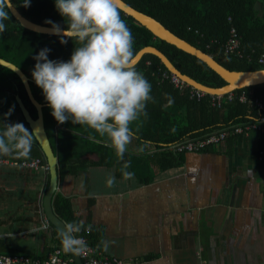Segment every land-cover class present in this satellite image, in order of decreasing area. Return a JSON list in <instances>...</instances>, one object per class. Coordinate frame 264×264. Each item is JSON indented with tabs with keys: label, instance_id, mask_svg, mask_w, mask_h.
<instances>
[{
	"label": "crops",
	"instance_id": "obj_1",
	"mask_svg": "<svg viewBox=\"0 0 264 264\" xmlns=\"http://www.w3.org/2000/svg\"><path fill=\"white\" fill-rule=\"evenodd\" d=\"M261 133L253 128L206 151L186 152L182 165L165 169L152 149L142 162L152 176L148 182L132 170L129 158L120 157L119 166L87 164L61 178L58 192L70 199L80 219V225L66 224L70 231L99 229L96 247L130 264L261 263ZM6 143L9 151L0 153V250L47 257L58 245L43 204L50 173L21 165L42 156L26 158ZM83 158L93 162L100 156L88 152Z\"/></svg>",
	"mask_w": 264,
	"mask_h": 264
},
{
	"label": "trees",
	"instance_id": "obj_2",
	"mask_svg": "<svg viewBox=\"0 0 264 264\" xmlns=\"http://www.w3.org/2000/svg\"><path fill=\"white\" fill-rule=\"evenodd\" d=\"M125 1L153 16L181 38L212 54L218 62L229 69L254 70L264 67L259 63V58L264 53V0ZM12 2L24 16L37 23L51 26L46 23L50 20L61 28L67 27L65 19L55 8L54 0H30L27 8L21 5L20 0ZM8 11L9 18L4 21L5 30L0 33V57L16 64L25 72L35 98L43 104L44 124L58 157L60 179L68 173L77 174L79 169L90 163L119 166L121 156L109 145L107 137H101L87 125L73 124L70 120L63 124L58 123L51 115V109L41 89L32 79L31 71L36 63L33 57L40 49L45 47L50 49L49 59L66 61L71 56L75 41L65 37L67 43L62 44L58 35L29 30L18 22L9 9ZM119 11L121 18L131 30L134 55L146 45H155L179 70L199 82L213 87L226 84V81L204 61L158 38L135 18L121 9ZM232 28H235L238 34L240 47L237 52L230 53L226 51V45L232 36ZM135 66L151 83L153 99L146 104L147 115L141 116L130 125L134 132L130 142H135V149L129 148L128 144L124 157L121 158L130 159L132 170L142 181L148 182L152 178L146 171L147 167H142V162L150 150L156 151V164L160 169L176 167L184 162L186 151L176 152L168 149L170 145L187 139L202 138L232 125L254 123L264 119V84L236 89L233 91L232 99L225 94L221 105L217 106L214 105L210 94L199 98L191 96L189 86L177 87L171 80L172 73L156 55L144 54ZM243 93L245 100L240 99ZM17 96L22 99L31 115L34 118L38 117L37 109L20 76L0 64V138L8 141L19 153L20 149L14 146L17 142L8 139L10 131L27 136L31 140V147L25 157L42 156L45 159L21 111ZM169 98L173 103H168ZM260 102L263 104L262 107L259 105ZM11 125L17 126L9 130L8 126ZM243 134L245 133H232L227 138ZM261 134L264 149V130ZM211 146L200 151H206ZM262 149L259 155L264 160ZM88 152H97L99 160L88 162L83 158ZM53 204L56 214L69 226L80 225V219L76 217L69 198L57 191ZM52 227L58 235V245H66L62 232L57 227L53 225ZM99 237V229L94 228V233L91 232L89 235L92 244L96 246Z\"/></svg>",
	"mask_w": 264,
	"mask_h": 264
},
{
	"label": "clouds",
	"instance_id": "obj_3",
	"mask_svg": "<svg viewBox=\"0 0 264 264\" xmlns=\"http://www.w3.org/2000/svg\"><path fill=\"white\" fill-rule=\"evenodd\" d=\"M20 3L27 8L30 0ZM54 5L67 27L46 21L51 33L61 37L60 43H67L66 37L75 46L66 61L49 59L50 49H40L33 57L32 79L58 123L70 120L87 125L107 137L122 157L134 136L130 125L147 115L146 104L153 97L151 83L136 69L132 33L121 18L118 0H54ZM10 7L12 0H0V33L5 30ZM168 103L173 100L169 98ZM8 139L17 142L14 146L20 155L29 154V137L10 131ZM8 151V143L0 138V153Z\"/></svg>",
	"mask_w": 264,
	"mask_h": 264
},
{
	"label": "water",
	"instance_id": "obj_4",
	"mask_svg": "<svg viewBox=\"0 0 264 264\" xmlns=\"http://www.w3.org/2000/svg\"><path fill=\"white\" fill-rule=\"evenodd\" d=\"M118 4L119 9L135 18L158 38L165 40L204 61L211 69H213L226 81V84L219 87H213L199 82L192 76L179 70L172 62V60L155 45H146L139 49L135 54L136 64L141 60L144 54L150 53L156 55L171 73L180 77L183 81L189 84V86L195 87L197 89L205 91L208 94L213 95H225L227 93L235 91L236 89L264 84V67L254 70L229 69L218 62L212 54L193 45L188 40L181 38L153 16L138 10L125 0H118ZM12 5L13 7H10L9 10L23 27L35 32L54 35L51 33V26L43 25L29 19L21 13V11L15 6L13 2ZM0 64L7 68H10L20 76L31 101L35 105L38 112V117L34 118L31 115L30 111L24 105L22 99L17 96L21 111L50 166V180L43 200L45 215L48 218L50 224L57 227L63 233L66 243L70 248L74 263L85 264L79 255L78 246L74 242L73 235L68 225L56 214L54 210L53 199L59 189L61 179L58 170V157L53 150L44 124L43 104L38 102L35 98L30 87L29 77L21 68L2 57H0Z\"/></svg>",
	"mask_w": 264,
	"mask_h": 264
},
{
	"label": "built area",
	"instance_id": "obj_5",
	"mask_svg": "<svg viewBox=\"0 0 264 264\" xmlns=\"http://www.w3.org/2000/svg\"><path fill=\"white\" fill-rule=\"evenodd\" d=\"M231 34L232 36L226 45V51L233 53L239 50L240 41L235 28H232ZM259 63L264 66V53L260 56ZM170 77L172 82H174L177 87L183 88L185 86H189V84L173 73ZM189 88H191V96L200 98L206 95V92L203 90L192 86H189ZM227 94L229 99H232L234 96L233 92ZM223 96L224 95H212L214 105L220 106ZM240 99L245 100V94H242ZM259 105L262 107L263 104L260 102ZM253 128L261 131L264 130V119L254 123L232 125L230 127L211 132L202 138L187 139L185 141L172 144L167 148H171L176 152L200 151L207 146L222 143L227 139L228 135L232 133H248V131ZM261 154H264V149H262ZM1 162H3V160L0 159V163ZM21 165L34 169L43 168L48 171L50 170L49 164L46 163V161L44 162L41 158L24 160L21 162ZM91 232L90 228L83 229L82 227H76L71 229L74 242L78 246L79 255L85 264H130V261L103 254V252L92 244L89 239ZM70 253L68 245L55 246L48 256L44 258L33 257L22 253L0 252V264H74V259ZM258 264H264V261Z\"/></svg>",
	"mask_w": 264,
	"mask_h": 264
}]
</instances>
